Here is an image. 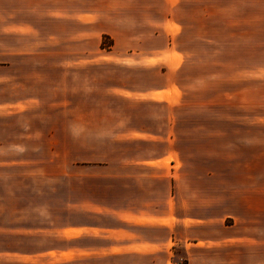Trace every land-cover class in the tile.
I'll return each mask as SVG.
<instances>
[{"label": "crops", "instance_id": "obj_1", "mask_svg": "<svg viewBox=\"0 0 264 264\" xmlns=\"http://www.w3.org/2000/svg\"><path fill=\"white\" fill-rule=\"evenodd\" d=\"M181 2L0 0V264H174L177 248L193 258L199 250L256 240L249 228L256 227V204L243 216L232 214L230 193L222 186L216 195L209 175L195 173L213 158L196 151L188 161L178 134L166 132L134 139L161 146L150 155L92 166L97 172L82 176L91 180L87 195L56 225V28L80 30L66 37L75 41L87 38L82 30H111L117 49L119 30L144 28L152 12ZM91 35L101 43L103 32ZM98 54L68 56L107 58ZM127 54L116 52L112 61L134 60ZM232 217L239 230L218 227Z\"/></svg>", "mask_w": 264, "mask_h": 264}, {"label": "rangeland", "instance_id": "obj_2", "mask_svg": "<svg viewBox=\"0 0 264 264\" xmlns=\"http://www.w3.org/2000/svg\"><path fill=\"white\" fill-rule=\"evenodd\" d=\"M164 12H152L144 28L119 30L117 49L111 30H82L87 38L75 41L66 37L80 30L56 28V225L87 195L91 180L82 176L95 174L92 166L161 148L134 140L140 134L176 133L188 161L196 151L213 158L195 173L209 175L215 194L222 186L230 193L232 214L254 203L259 210L254 242L193 258L177 248L174 264H264V0H182ZM93 32H103L100 44ZM122 51L134 60L112 61ZM75 53L107 58L70 63ZM159 87L161 96L140 93ZM230 225L239 230L233 217L218 227Z\"/></svg>", "mask_w": 264, "mask_h": 264}, {"label": "trees", "instance_id": "obj_3", "mask_svg": "<svg viewBox=\"0 0 264 264\" xmlns=\"http://www.w3.org/2000/svg\"><path fill=\"white\" fill-rule=\"evenodd\" d=\"M111 46H112V44H111Z\"/></svg>", "mask_w": 264, "mask_h": 264}]
</instances>
